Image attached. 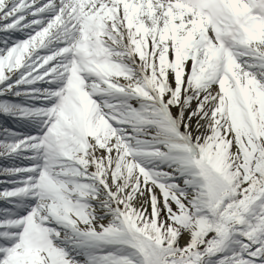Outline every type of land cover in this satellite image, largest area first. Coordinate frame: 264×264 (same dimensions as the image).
<instances>
[{"label": "snow or ice", "instance_id": "1", "mask_svg": "<svg viewBox=\"0 0 264 264\" xmlns=\"http://www.w3.org/2000/svg\"><path fill=\"white\" fill-rule=\"evenodd\" d=\"M0 117V264H264V0H0Z\"/></svg>", "mask_w": 264, "mask_h": 264}, {"label": "rangeland", "instance_id": "2", "mask_svg": "<svg viewBox=\"0 0 264 264\" xmlns=\"http://www.w3.org/2000/svg\"><path fill=\"white\" fill-rule=\"evenodd\" d=\"M0 164H2V162H0Z\"/></svg>", "mask_w": 264, "mask_h": 264}]
</instances>
